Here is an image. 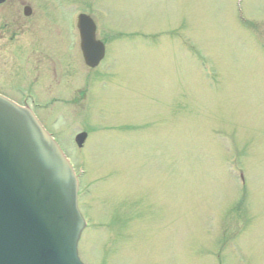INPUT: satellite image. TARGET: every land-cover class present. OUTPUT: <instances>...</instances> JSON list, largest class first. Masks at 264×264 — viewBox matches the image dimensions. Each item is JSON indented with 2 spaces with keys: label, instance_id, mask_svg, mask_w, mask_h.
I'll list each match as a JSON object with an SVG mask.
<instances>
[{
  "label": "rangeland",
  "instance_id": "rangeland-1",
  "mask_svg": "<svg viewBox=\"0 0 264 264\" xmlns=\"http://www.w3.org/2000/svg\"><path fill=\"white\" fill-rule=\"evenodd\" d=\"M34 2L31 17L18 1L0 6L2 32L9 24L18 38L0 34V91L37 93L39 114L87 169L83 259L264 264V0H245L248 24L235 0ZM80 8L109 41L94 68L69 26Z\"/></svg>",
  "mask_w": 264,
  "mask_h": 264
},
{
  "label": "water",
  "instance_id": "water-1",
  "mask_svg": "<svg viewBox=\"0 0 264 264\" xmlns=\"http://www.w3.org/2000/svg\"><path fill=\"white\" fill-rule=\"evenodd\" d=\"M82 19L85 58L94 66L104 48L92 21ZM76 187L68 162L33 115L0 96V264H83Z\"/></svg>",
  "mask_w": 264,
  "mask_h": 264
},
{
  "label": "flooded vegetation",
  "instance_id": "flooded-vegetation-1",
  "mask_svg": "<svg viewBox=\"0 0 264 264\" xmlns=\"http://www.w3.org/2000/svg\"><path fill=\"white\" fill-rule=\"evenodd\" d=\"M9 0H7V2H8ZM11 1V0H10ZM26 3V2H25ZM25 3H23V4H25Z\"/></svg>",
  "mask_w": 264,
  "mask_h": 264
}]
</instances>
